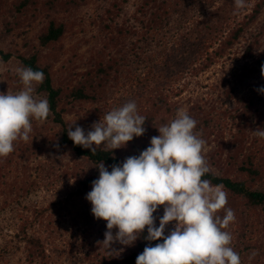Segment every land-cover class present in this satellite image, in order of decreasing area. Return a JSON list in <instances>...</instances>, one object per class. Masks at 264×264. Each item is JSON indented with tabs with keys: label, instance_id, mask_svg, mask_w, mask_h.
I'll use <instances>...</instances> for the list:
<instances>
[{
	"label": "trees",
	"instance_id": "1",
	"mask_svg": "<svg viewBox=\"0 0 264 264\" xmlns=\"http://www.w3.org/2000/svg\"><path fill=\"white\" fill-rule=\"evenodd\" d=\"M90 1L0 0V59L4 63L14 60L19 68L31 67L42 71L45 79L36 86L35 94L46 97L51 109L46 120H32V132L27 142H14V151L0 157V187H3L0 198L6 193V176L14 171L9 167L17 159L23 162L39 158L36 168L38 180L25 182L19 196L41 184L48 187L55 182L54 176H78L77 185L67 193L61 204L71 205L86 228V264H136L137 256L146 246H154L162 240H145V229L134 246L124 248L114 245L112 247L117 252L110 251L102 243L107 222L93 216L92 205L86 199L87 193L92 190V182L99 177L96 166L103 161L111 170V166L121 164L126 159L125 148L111 152L100 147L93 154L90 149L76 145L68 136L72 123L67 116L75 114L87 103L103 102L113 110L134 101L139 114L146 118L145 134L128 143L139 146V155L150 146L151 138L159 135L158 128L176 117L179 107L172 103L169 95L174 86L186 74L203 71L224 57L244 37L250 22L261 14L264 0L256 1L252 13L242 21L237 19L253 0H247L244 9H238L234 0H142L135 14L125 18L124 22L120 21V17L128 15L125 7L131 0H99L97 8L105 15L101 17L103 26H100L102 47L98 56L92 59L93 67L76 77L75 67H71L74 71L68 67L70 63L74 64L72 57L67 59V64L65 59L59 68L55 65L67 53L65 39L73 28L71 18ZM35 24L41 25L37 42L29 40L25 30ZM263 32L264 22L257 35ZM20 37L24 41L23 51L14 49ZM255 37L253 43L244 48L246 57L252 54L254 45L259 42ZM258 62L263 64L264 56ZM66 70L70 73L66 74ZM8 77L10 82L4 87V93H18L22 89L18 73ZM234 92V88L229 91L230 95ZM253 105L250 100L244 103V109L237 111L234 118L238 116L241 120L239 133L230 143L223 163L215 164L211 155L212 160L207 163L210 172L203 177L213 185H222L227 192L226 208L234 211L235 220L226 231L232 235L231 247L239 253L242 264H264V234L261 233L264 231L260 228V225L264 227L261 219L264 216V138L255 136L249 139L247 129L251 127L249 113ZM96 111L101 112V107ZM188 114L197 121L195 131L201 138L207 139L213 134L209 130L214 126L211 119L201 117L194 109ZM257 128H264V116ZM48 129L55 130V147L73 163L72 173L68 169L63 170L62 157L55 158L44 152L45 143L40 140L39 134ZM54 205L62 210L61 205ZM163 209L162 205L154 214L157 225ZM49 210L48 207L36 209L32 217L23 221L16 236L25 243L30 263L49 264L51 261L43 238L29 233L30 228L43 222ZM217 214L223 217L225 212L220 210ZM12 247L13 244L0 246V264L9 258ZM253 252H256L255 256Z\"/></svg>",
	"mask_w": 264,
	"mask_h": 264
},
{
	"label": "clouds",
	"instance_id": "2",
	"mask_svg": "<svg viewBox=\"0 0 264 264\" xmlns=\"http://www.w3.org/2000/svg\"><path fill=\"white\" fill-rule=\"evenodd\" d=\"M234 3L244 9L247 0ZM17 72L23 89L15 94L0 92V157L14 151V142H27L32 120H46L51 111L49 100L35 94L45 74L31 67ZM258 91L264 94V87ZM145 121L132 101L111 110L88 131L80 126L72 130L71 126L68 136L93 154L100 147L113 152L143 136ZM196 126L197 121L179 109L139 155L127 157L111 170L103 161L96 166L99 177L92 182L86 199L93 216L107 222L102 243L110 251L117 252L112 247L117 243L124 248L134 246L147 229L145 240L162 242L146 246L136 264H242L231 247L232 235L226 231L235 220L234 211L226 208L227 192L222 185L203 179L210 168L203 154L206 141L195 131ZM254 132L264 138V128ZM162 205L157 225L154 214ZM220 210L225 212L223 217L217 214ZM173 222V230L166 235Z\"/></svg>",
	"mask_w": 264,
	"mask_h": 264
},
{
	"label": "rangeland",
	"instance_id": "3",
	"mask_svg": "<svg viewBox=\"0 0 264 264\" xmlns=\"http://www.w3.org/2000/svg\"><path fill=\"white\" fill-rule=\"evenodd\" d=\"M141 1L131 0L125 7L128 15L121 16L120 21L124 22L125 18L132 17ZM256 1L258 0H253L248 4L237 19L238 21H242L245 16L252 13ZM98 4L99 0H91L89 4L81 6L75 12L70 20L73 22V28L67 33L65 39L67 53L56 63L55 68L63 65L65 59L67 64V59L71 57L74 59L72 60L74 64L70 63L68 67L70 69L75 67L77 73L74 75H78L76 77H80L81 73L93 67L92 59L98 56L103 43L100 28L103 26L101 17L104 14L103 10L97 8ZM263 22L264 9L256 19L250 22L244 37L224 57L217 59L203 71L186 74L185 78L174 86L172 90L174 94L172 91L169 93L172 103H176L179 109L187 112L194 109L201 117H207L214 122V126L209 129L213 131V134L204 139L206 144L203 154L207 163L212 160L211 155H213L215 164L224 162L227 149L230 148L229 145L239 133V126H241L240 118L238 116L234 118V116L237 115V111L244 109L245 102L248 103L250 100L254 102L251 106L252 111L249 113L251 124V127L247 129L249 139L256 136L254 131L263 119L264 94L258 89L264 87V75L261 74V66L264 63L260 64L258 59L264 56V32L257 35ZM130 23L134 24L132 21ZM40 29L39 24L31 28L26 27L27 38L37 42L36 36ZM255 36L259 42L254 45L252 54L246 57L243 53L244 48L253 43ZM23 44L22 37L18 38L14 49L23 51ZM18 68L14 60L4 63L0 59V92L4 93V87L9 86L10 82L8 76L18 73ZM69 73L66 70V74ZM231 88L235 89L232 95L229 93ZM98 107H101V112L96 111ZM110 111L103 102L87 103L67 118L74 129L80 126L88 131L94 123L99 122ZM39 135L40 140H44L45 143L44 152L55 158L62 157L64 159L63 170L68 169L69 173H72L73 163L65 154L59 153L55 147V130H42ZM138 149L140 148L136 143L128 144L124 149L125 157L138 155ZM38 162L39 158L23 162L17 159L13 166H8L10 169L14 168V171L6 176V193L0 198V246L13 244V247L10 248L9 258L2 264H39L28 261L25 243L20 242L16 236L23 221L32 217L34 211L41 207L50 208L48 215L43 218L42 223L30 228L29 233L43 238L47 254L51 257L49 264H86L87 260L84 255L88 247V241L85 240L86 228L77 218L71 205L61 204L67 193L77 185L78 176L59 174V177L54 176L55 182L49 184L48 187L41 184L40 187L24 196H19L22 195L20 188L25 187V182L38 180L36 174ZM77 174L79 175V172ZM0 189L3 190V187L1 186ZM55 203L61 205L62 210H59L54 205ZM261 219L264 221V216ZM174 225L175 222L170 224L166 230L170 232ZM260 228L264 231L263 226L260 225Z\"/></svg>",
	"mask_w": 264,
	"mask_h": 264
}]
</instances>
